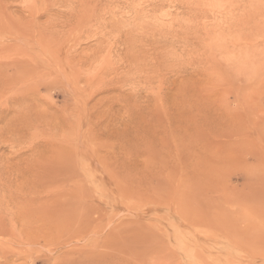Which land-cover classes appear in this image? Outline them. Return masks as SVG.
I'll list each match as a JSON object with an SVG mask.
<instances>
[{
	"label": "rangeland",
	"instance_id": "obj_1",
	"mask_svg": "<svg viewBox=\"0 0 264 264\" xmlns=\"http://www.w3.org/2000/svg\"><path fill=\"white\" fill-rule=\"evenodd\" d=\"M0 264H264V0H0Z\"/></svg>",
	"mask_w": 264,
	"mask_h": 264
}]
</instances>
